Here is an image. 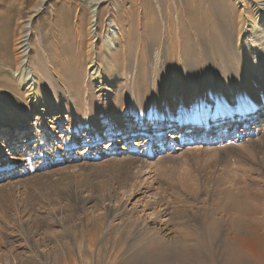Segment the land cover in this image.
<instances>
[{
  "label": "bare ground",
  "instance_id": "obj_1",
  "mask_svg": "<svg viewBox=\"0 0 264 264\" xmlns=\"http://www.w3.org/2000/svg\"><path fill=\"white\" fill-rule=\"evenodd\" d=\"M74 1L77 7V22L74 28L76 43H74V46L70 45V49L66 50L76 55L73 62L75 69L78 71L76 76L71 72V68L67 65L63 66L60 59L62 56L59 58L57 51L54 55L53 50L51 52L44 51L43 54L41 50L44 48L42 49L43 45L40 44L41 49L39 50L43 55L41 56L38 48L31 45L32 42L30 43V41L36 34L35 29L32 28L31 19L22 28L17 38L14 35L16 39H13L12 47L9 45L11 50L8 49L7 45L11 41H7L4 48L0 45V58L3 59V63L0 60V66H7L6 64L9 65L14 62L13 64H16L15 75L17 74L18 84L20 85L19 88H15L10 81L0 85L2 96L8 104L7 106H0V126H2L0 129L6 131L2 133L3 136L8 132L6 129H9V131L18 130L19 134L26 131L30 126V122L27 123L28 125L24 122H27V119L33 117L34 114L38 115L37 119H45L48 116L53 117L55 121L61 124H64L66 120L70 130L74 131L72 135L75 134V129H81V126L92 132L100 128V121L106 122L107 127L103 132L97 131L95 136L84 142L88 149L92 145H99V142L105 138L102 136L104 133L108 139L104 149H97L96 152H88V149H86L81 152L80 158L82 161H88L87 163L94 160L112 164L126 163L136 173L137 170V172H141L153 167V163L148 160L147 156L151 152L148 142L153 141V134L143 130L150 121L153 122L152 127L154 129H157L161 124L171 129V134L166 136L171 140L170 144L172 146L176 142L182 144L180 147H174L175 149H173L179 151L178 156L209 149L212 147L211 144L218 143L219 140L221 144L227 136L228 138L232 137L231 134L226 136L227 132L221 130V125L227 122L225 114L221 111L229 114L232 122L229 131L233 130L236 133L235 138L230 139L231 141L227 143V145H232L233 148H235L234 145L241 144L244 139H246L244 141L246 143L250 135L255 136L264 131V123L257 127L250 126L251 122L252 124L256 123L260 118L264 120V99H260L263 98L264 83L259 88L257 87L260 84V79L264 78V0H222V2H216V0L210 3V11L207 14L200 13V9H202L201 0H142L140 2V5H144L143 8L141 7L142 14L137 19L141 28L139 46H135L132 41V35L135 32L133 23L127 18V20L123 18L128 0ZM129 1L133 4V7L135 1ZM47 2L48 0H40L33 10L32 17L37 16L44 9ZM165 3H168V5L166 4L168 10L164 9L163 5ZM136 5L135 2V7ZM224 6H227L228 9ZM224 13L228 18L223 17ZM2 20L3 15L0 13L1 43L4 42L1 32ZM208 21L211 25L212 22L216 24L214 34H211V31H207L208 33L205 34L203 31V29H207V27H203V24H208ZM194 27L196 31L197 29L202 30L204 37L196 33ZM252 29L254 30L251 31ZM211 30H213L212 27ZM249 33L253 37H250ZM8 38L10 39V37ZM245 47L252 54L250 53V60L246 64L239 66L236 63L237 56L241 55L244 59ZM194 48L198 50L199 58L195 56ZM37 51L40 53V60L37 58ZM259 51L261 52L259 53ZM257 64H259V67H257ZM177 88L179 91L184 90L185 93L182 97H179L180 99H172L170 93ZM227 93L234 98L235 103L233 104L237 105L236 109L231 108V105L225 101V98H228ZM184 103H187L189 107ZM176 107L179 111L190 109L188 111L189 115H179L176 117V122L169 126L168 117L172 113H176ZM219 111L220 113L217 114ZM120 116L127 119V124H122V120H119ZM259 116L261 117L259 118ZM133 121L134 123L137 122L135 126H139V130L132 128L131 123ZM240 121L242 125L239 124ZM145 122L148 123L144 124ZM19 124H21V128ZM61 124L59 130H63ZM190 132H194V134L189 136ZM12 134L8 133L7 135L13 136ZM143 136H149V140H142L140 144H128L132 139L142 138ZM126 137L128 138L126 139ZM183 139H188L189 143L196 141V149L189 148V144L183 147ZM120 145L123 147L120 148ZM2 146H0V151ZM77 146V142L67 140L58 149L60 153L62 151L68 154ZM23 150V148L17 149L18 154L13 152L12 159L7 160L6 164L0 165V173L19 171L20 169L19 175H24L25 171H30L31 165L28 163L30 157L29 154L20 153ZM126 153H130V156ZM53 154L57 155L58 153L55 151ZM176 156L174 157L177 158ZM130 180L129 176H125L119 186L123 188V186L131 184L129 183ZM182 182L181 184H183ZM232 188L233 185L230 190ZM117 190L114 186L112 189L113 194H110V192L104 195V199L111 200ZM154 190H156L154 186L148 187L145 193ZM189 190L195 192L193 188ZM227 194L230 198L234 197L232 191ZM215 198L217 197L215 196ZM212 199L214 198L212 197ZM131 200L122 202L117 207L107 205L105 207V218L94 220V222L92 220L90 223L86 218L87 223L84 224L81 221L80 224H75L74 230L68 228V231L64 232L65 234L61 237L56 236L55 233V238L50 236L49 239H40L42 233L45 230H50L51 227L61 228V230L64 228L65 223L62 221L60 213L59 217L56 214L47 216L49 221L44 217L45 222L47 221V225L43 226L45 230L41 229L40 226L39 228L35 227L34 224L36 223L32 219L31 226L33 225L34 229L33 232L31 230L30 236L24 234L23 224L20 223L19 236H14V234L8 236L13 238L9 242L19 243L17 244L19 247L17 246L16 254L10 256L11 262L7 260V264H121L122 262L123 264H132L134 257H126L129 255L132 243L141 237L145 238L148 233L146 230L150 228L152 233H148V235H154L150 237L160 244L161 242L159 243L158 239L161 240L159 235L161 233L158 232L160 227L157 224L149 227L140 220V216L134 218L135 215L144 213L146 210L145 207H141L142 209L139 210V206L136 203L132 204ZM223 201H219L220 206ZM227 201L231 200L228 198L225 204ZM91 202L92 199H87L85 203L90 204ZM243 204L241 207L239 206L240 209L243 208ZM247 204H250L249 200ZM237 205L239 204H235L234 207L236 208ZM245 207L248 209L249 206ZM220 208V212L228 213L227 209ZM229 208L233 209L231 206ZM239 208L237 213L240 214L243 210L240 212ZM222 209L226 211L223 212ZM5 213V211L0 212V220L4 221ZM257 220L256 218L255 221ZM115 222L120 225L117 229L115 228V224L117 225ZM37 223L39 224V222ZM2 225L0 224V228H2ZM70 225L72 224L70 223ZM71 227L73 228V226ZM220 229L218 230L221 231ZM145 232L147 233L143 236ZM45 233L47 234V231ZM218 234L221 235L223 232ZM2 235L4 236L3 232H0V253L2 247H5V242L1 240ZM155 236L160 237L156 240ZM233 237L235 238V236ZM162 240L164 239L162 238ZM246 247L244 248L246 249L244 251L246 256H250L252 260L257 261L259 255H257V249H253L256 246L246 245ZM156 249L158 251V247ZM164 252H161L163 255L159 253L160 256H157V252L156 255L153 253L142 254L140 257L136 256L134 260L139 264H176L177 261H180V257L176 258L175 254L171 252L164 254ZM182 260L186 262L188 259ZM182 260L181 263L184 264ZM178 262L177 264H179ZM0 264H6L1 256ZM221 264H226V262L223 260Z\"/></svg>",
  "mask_w": 264,
  "mask_h": 264
},
{
  "label": "rangeland",
  "instance_id": "obj_2",
  "mask_svg": "<svg viewBox=\"0 0 264 264\" xmlns=\"http://www.w3.org/2000/svg\"><path fill=\"white\" fill-rule=\"evenodd\" d=\"M134 1L137 4L135 7L134 2L133 7L135 8L132 7L133 4L129 0L127 1V6L125 5V12L127 14L125 13L126 16L123 15V18L125 20L128 19L133 23L135 32L132 35V41L135 46H139L141 28L137 19L142 14V8L144 5H140L142 0ZM213 1L216 0H201L200 5H202V9H200V13L207 14L210 11L209 5H211L210 3ZM218 1L222 2V0H217L216 2ZM39 2L40 0H0V13L3 15V20L1 21V32L4 37V42H0V45L4 48L7 41H11L8 42L10 44H7L8 49L10 48L11 50V43H13V41L19 36L22 28L31 19L32 28L36 31L35 36H33L30 41V43L32 42L31 45L38 48V50L41 49L40 44L43 45L42 49H44L41 50V52L43 51V54L44 51L51 52L53 50L52 53L54 55L57 51L59 53V58L62 56L60 59L63 66L67 65L71 68V72L76 76L78 71L73 65L76 55L72 54L71 51L66 50L70 49V47L74 46V43H76L74 37V28L75 23L77 22L76 3L74 0H70V2L69 0H48L44 9L41 10L37 16L32 17L33 10ZM166 4L168 5V3H165L163 6L165 10H168L169 8ZM116 7H118V5H116ZM224 7L228 9L227 6ZM128 8L131 9L129 10ZM132 9L135 12H133ZM226 14L228 15V13ZM223 17L228 18L225 13ZM207 23L208 24L205 25L203 24L204 28L207 27L206 30L202 27L203 31L205 34L208 33L207 31H211L210 33L214 34V27L216 24H213L212 22L211 25L210 21ZM211 27L213 30H211ZM195 29L196 28L194 27V31H196ZM253 30L254 29L251 31ZM196 33L201 34V37H204L202 30L199 31L197 29ZM7 36L10 37V39ZM249 36L253 37L250 33ZM66 38H68V40H66ZM9 45L11 47H9ZM194 51L196 54L195 56L199 58L198 50L194 48ZM39 52L37 51V58L40 60L41 52ZM244 52L246 53L243 56L244 59L241 55L237 56L236 63L239 66L246 64L248 60H250L252 52L247 47H245ZM260 52L261 51H259V53ZM42 53L41 56H43ZM0 60H2L3 63V59L0 58ZM13 63H10V66L6 64L9 67L0 66V85H4V83H8V81H10L15 88H19V78L17 77V74L15 75L16 64ZM257 67H259V64H257ZM259 83L260 84L257 85L258 88L264 83V78L262 80L260 79ZM184 93V90L179 91L177 88L170 93V96L172 99H178L179 97H182ZM2 94V91H0V106H7L8 104L5 102ZM227 96L228 98H225V101L231 105V108L236 109L237 105L233 104L235 103L234 98L230 96L229 93H227ZM260 99H264V94L263 98L261 97ZM184 104L189 107L187 103ZM189 110L190 109L187 108L179 111L178 107H176V113H172L168 117L167 122L169 123V126H172L176 122V117L179 115H189ZM178 111L179 113L177 114ZM221 112L225 114L227 118V122L221 125V130L225 131V133L227 132L226 136L231 134L232 137L228 138L227 136L221 144L220 140L218 143L215 142L211 144L212 147L209 149H204L190 154L188 153L182 156H178L180 154L179 151L173 150L175 149L174 147H180L182 144L180 142H176L172 146L170 144L171 140L166 137L168 134H171V129L162 124L159 125L157 129H154L152 127L153 122H145L144 124H148L143 130L153 134V141L148 142L151 152L147 155L148 160L153 163V167L151 169L147 168L141 172H137V170L136 173L134 172L135 170H133L126 163H102L101 160H94L87 163L88 161H82L80 158L81 152L88 149L84 142L89 141L93 136H95L97 131L100 133L103 132L107 127L106 122L100 121V128L95 129L92 132L87 131L81 126V129L76 128L75 134L72 135V132L74 131L70 130L69 124L66 123V120L64 121V124H61L58 123V121H55L53 117L48 116L45 119H37L38 115L34 114L33 117L27 119V122H24L26 125L30 122V126L26 129V131H23L20 134L18 133V130L9 131V129H6L8 132L3 136L2 133H5L6 131L4 129H0V146L3 145L0 151V165L6 164V162L11 160L13 152H15L14 154H18L19 152L17 149L19 148L24 149L20 153L29 154L30 160L28 163L31 165L30 171H25L24 175H19L20 169L19 171L16 170L8 173H0V212H6L4 221L0 220V224H3L1 226L2 228H0V232H3L4 234V236L2 235L1 240L5 242V247H2V251L0 253L3 262L6 264L8 261L11 262L10 256L16 254V251L18 250L17 246L19 247V245L17 244L19 243H14V241H11L12 243H10L9 241L13 238L8 236L10 234L19 236L21 231L19 230L20 223L23 224L22 230L24 231V234L30 236L31 230L33 232L34 226H37V228L40 226L41 229L45 230V227L43 226H45V224L47 225V221H49L47 216L50 214H56L57 217H59L60 213L63 216H61V219L65 223L64 228L61 230V228L51 227L50 230H45L47 231L48 236L46 233L44 234V231L42 233L43 237L41 235L40 239H49L50 236L55 238V235L61 237L66 233V231H68V228L74 230L75 224H80L81 221L85 224L87 221L90 223L92 220L94 222V220L97 221L98 219H103V217L105 218V207H107V205L117 207L120 203L132 199V204L136 203L137 206H139V210L142 209L141 207H145L146 210L144 213L135 215L134 218H139L140 216V220L149 225V227H153L154 224H157L158 227H160L158 232L161 233L159 234L161 236V240L159 241L160 236H155L156 240L159 238V243H165L164 245L160 243L162 245L161 246L157 243V241H155V239H152L151 237L154 235H148V233H152L151 229L148 228L149 230H146L148 233L145 232L143 234L144 236L147 233V236H145L147 239L142 240L145 238L141 237L133 242L129 249V255L126 257H134L132 259V264H139V262L134 260L136 256L140 257L142 254L147 255L150 253L155 255L158 253L157 256H160L163 255L161 253L162 251H165V254L169 251V249L170 251L168 253L171 252L175 254L177 256L176 258L180 257V261H177L179 264H183L181 263L182 259H188L186 262L185 260H182L184 264H221L223 260L226 264H264V131H261L260 134L255 136L250 135L247 138L248 143L247 141L245 143L244 141L246 139H244L241 143L242 146L241 144L234 145L235 148H233L232 145H227V143L231 141L230 139L235 138L236 133L233 130L229 131L232 127L229 114L224 111ZM218 113H220V111L217 112V114ZM260 117L261 116H259V118ZM120 119L122 120V124H127L126 118L120 116L119 120ZM136 123L137 122L134 123V121L131 123L132 128L139 130L140 127L135 126L137 125ZM262 123H264V120L260 118L256 121V123L252 124L251 122L250 126L257 127ZM60 124L62 125L63 130H59ZM239 124L242 125V122L240 121ZM19 127H22L21 124H19ZM0 128H2V126H0ZM8 133H13V136L7 135ZM192 134H194V132H190L188 135L190 136ZM102 136L105 138L99 142V145H92L89 147L88 152H93L97 149H104L108 139L106 138V134L103 133ZM148 137L149 136H143L142 138L132 139L128 142V144H140V141L148 139ZM127 138L128 137H126V139ZM67 140L77 142L78 146L68 154L62 151L60 153L58 147H61L62 144H64V141ZM183 140V147H185L184 145L189 144V148H194V150L196 149V141L189 143L187 141L188 139ZM224 145H226V147H224ZM119 147L122 148L123 146L120 145ZM126 147H128V145H126ZM55 151L59 155L53 154ZM173 152L174 154H172ZM126 155L130 156V153H126ZM125 176H129L131 178L129 181L131 184L123 186L122 188L119 186V183L125 178ZM221 178H223L222 181ZM181 182L183 184H181ZM229 183L233 185L232 190H230L232 185H229ZM234 185L236 186V189ZM114 186L118 190L113 195L112 199H104V195H107L110 192V194H113L112 189ZM152 186H154L156 190L145 193L147 188ZM192 188L196 193L189 190ZM231 191L234 194V197L236 196L235 199H233L234 197H228L227 193H230ZM215 196L217 198H215ZM212 197L214 199H212ZM244 197L249 200V203L252 204L251 206L250 204H247L248 200L245 201L246 199ZM218 198L221 201L224 200L221 202L223 206H220V200L218 201ZM228 198L231 201H227L225 204V201ZM87 199H92V202L90 204L85 203ZM235 204H239L237 205L238 207L236 206L235 208ZM242 204L244 206L240 209L239 206L241 207ZM229 206L233 207V209L229 208ZM245 206H249L248 209ZM219 207L227 209L228 213H226V210L224 209L222 210L225 213L220 212ZM238 208L240 209V212L242 210L243 212L240 214L237 213L239 212V210H237ZM249 208H251V210H249ZM44 217L47 219L46 222ZM86 218H88V220ZM256 218L258 219L257 221H255ZM32 219H34L33 221L36 223L34 226L32 225L33 228L31 226V223L33 222ZM36 221L39 222V224ZM69 222L72 225H70ZM71 226H73V228ZM117 227H120L118 223L117 225L115 224L116 229ZM186 232L187 234H185ZM219 232H223V234H221L222 237L218 234ZM225 236L229 238H225ZM233 236H235V238ZM162 238L165 241L162 240ZM166 243L168 247L166 246ZM246 245L256 246L253 249H257V255H259L257 261L252 260L250 256H246V253L244 252L246 251L244 248H247ZM157 247L158 251L156 249ZM121 264H123V262Z\"/></svg>",
  "mask_w": 264,
  "mask_h": 264
}]
</instances>
